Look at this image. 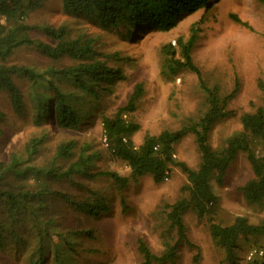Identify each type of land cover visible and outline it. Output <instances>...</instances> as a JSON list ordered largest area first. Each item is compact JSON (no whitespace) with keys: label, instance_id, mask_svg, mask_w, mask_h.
Listing matches in <instances>:
<instances>
[{"label":"trees","instance_id":"1","mask_svg":"<svg viewBox=\"0 0 264 264\" xmlns=\"http://www.w3.org/2000/svg\"><path fill=\"white\" fill-rule=\"evenodd\" d=\"M45 1L0 0V92L6 93L17 116H22L26 109L27 95L32 112L29 119L36 127L54 124L72 130L88 115L101 93H111L124 75L120 66L102 62L93 38L69 37L63 25L41 26L50 41L35 40L30 35L33 27L26 20ZM217 1L60 0V6L65 14L93 20L116 32H120V27L137 28L144 23L168 31L182 13L199 8L208 11ZM257 1L264 7V0ZM194 43L193 34L186 44L179 43V59L173 58L171 50L168 69L175 73L187 68L197 75L205 109L195 121H189L178 130L147 134L136 146L132 135L138 125L123 116L124 112L133 110L137 91L126 106L101 117L105 150L110 159L125 163L128 174L96 168L97 152L91 151L88 144L78 146L75 139L60 141L48 163L37 164L49 138L47 132L29 138L21 152H12L8 159H0V252L5 243H10L18 257L10 262L6 259L11 258L0 254V264H81V242L94 238L90 224L107 214L109 201L98 190L87 189L85 194L77 196L58 188L61 183L75 182L76 177L110 181L111 189L124 205L126 188L141 177L149 176L159 184L167 179L174 166L185 175L186 183L181 187L180 196L163 203L158 212L160 226H163V249L159 254L154 253L138 238L140 264H175L177 251L188 243L183 214L191 212L198 219L208 214L216 201L210 179L222 184L227 168L238 153L245 155L251 169V177L239 187L241 196L249 204L264 207V85L258 84L262 105L239 114L240 130L227 137L221 146L212 147L209 134L217 122L233 114L227 105L236 94L238 84L235 82L229 93H223L216 85L209 86L191 58ZM29 46L53 63L68 59L71 64L52 63L38 71L8 61L17 49ZM115 56H111L112 59L119 61ZM17 80L27 83L26 94ZM4 117L5 113L0 110V122ZM2 133L0 128V136ZM186 134L193 135L199 153L195 168L173 156L174 144ZM67 211H72L71 218L77 225L67 222ZM61 213V217H65L62 222ZM205 227L212 245L222 252L227 264H241L238 253L250 238H255L251 243L259 247L257 239L264 238V219L252 222L247 215H235L229 220L208 215ZM92 251L88 247L82 250L84 255ZM245 264H264V251L262 256L253 257Z\"/></svg>","mask_w":264,"mask_h":264},{"label":"rangeland","instance_id":"2","mask_svg":"<svg viewBox=\"0 0 264 264\" xmlns=\"http://www.w3.org/2000/svg\"><path fill=\"white\" fill-rule=\"evenodd\" d=\"M26 22L33 27L30 35L38 41H50L40 29L44 25H63L69 37L84 35L93 38L102 62L120 66L124 78L116 83L111 93H101L88 115L82 117L79 126L72 130L61 129L54 124L36 127L29 119L32 112L27 95L26 109L22 116H17L6 93L0 92V110L5 113L0 122L3 130L0 159H8L12 152H21L29 138L47 132L49 138L36 160L37 164H47L60 141L75 139L78 146L88 144L91 151L97 152L96 168L128 174L125 163L110 159L105 150L101 117L126 106L137 91L133 110L124 112L123 116L138 125L132 135L136 146L147 134L178 130L189 121H195L205 109V98L197 75L187 68L175 73L168 69L169 52L174 51L173 58L179 59V43L186 44L192 34L195 43L191 48V58L199 67L204 81L209 86H218L223 93L232 91L235 82L238 84L236 94L227 105L233 114L214 125L209 134L210 145L214 148L221 146L227 137L240 130L239 114L262 105L258 84L264 85V7L257 0H218L208 11L199 8L182 13L168 31L149 23L137 28L120 27V32L105 29L93 20L65 14L60 0H46L42 7L28 16ZM115 54L119 61L112 59ZM8 61L28 65L38 71L53 63L32 46L17 49ZM53 64L68 65L71 61L63 59ZM17 81L26 94L27 83ZM173 156L189 167L198 165L199 153L192 134H186L174 144ZM250 177L251 169L245 155L238 153L227 168L222 184L210 179L216 201L208 214L200 219L191 212L183 214L188 243L182 244L177 251L175 264H227L222 252L211 243L205 227L206 219L208 215L222 220L235 215H247L252 222L264 219V207L245 202L239 191ZM78 178L76 183L64 182L58 188L77 196L85 194L87 189L98 190L109 201L107 214L90 224L94 238L81 242V264H140L138 238H142L152 252H161L163 226H160L158 212L163 203L180 196L181 187L186 183L185 175L178 167H171L167 179L159 184L149 176L131 182L125 191L124 205L111 189L110 181ZM71 212L67 211L66 218L73 224ZM63 218L64 215L61 222ZM254 239L250 238L238 253L241 264L249 261L246 259L249 252L255 251L253 257L262 256L258 252L264 251V238L257 239L261 247L251 243ZM86 247L94 251L84 255L82 250ZM15 253L16 249L10 243H5L0 252L1 257L11 258L6 259L10 262L17 260Z\"/></svg>","mask_w":264,"mask_h":264},{"label":"built area","instance_id":"3","mask_svg":"<svg viewBox=\"0 0 264 264\" xmlns=\"http://www.w3.org/2000/svg\"><path fill=\"white\" fill-rule=\"evenodd\" d=\"M254 252H255V251H253V252H249L248 255H247V257H246V259H247V260H251V259L253 258ZM258 254H259V255H262V254H263V251L260 250V251L258 252Z\"/></svg>","mask_w":264,"mask_h":264}]
</instances>
